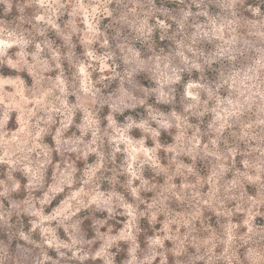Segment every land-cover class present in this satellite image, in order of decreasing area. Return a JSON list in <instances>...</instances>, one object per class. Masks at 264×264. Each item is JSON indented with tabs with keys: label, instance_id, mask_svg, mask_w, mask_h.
Returning <instances> with one entry per match:
<instances>
[{
	"label": "rangeland",
	"instance_id": "1",
	"mask_svg": "<svg viewBox=\"0 0 264 264\" xmlns=\"http://www.w3.org/2000/svg\"><path fill=\"white\" fill-rule=\"evenodd\" d=\"M0 264H264V0H0Z\"/></svg>",
	"mask_w": 264,
	"mask_h": 264
},
{
	"label": "trees",
	"instance_id": "2",
	"mask_svg": "<svg viewBox=\"0 0 264 264\" xmlns=\"http://www.w3.org/2000/svg\"><path fill=\"white\" fill-rule=\"evenodd\" d=\"M249 3H250L251 5H259V4H256V2H254V1H252V2L250 1ZM12 71H13V70H11L10 68H8L7 70H4L3 73L6 74V75H10V74L12 73ZM86 226H87V224H86Z\"/></svg>",
	"mask_w": 264,
	"mask_h": 264
}]
</instances>
